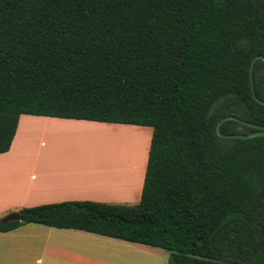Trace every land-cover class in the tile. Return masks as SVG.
Returning a JSON list of instances; mask_svg holds the SVG:
<instances>
[{
    "label": "trees",
    "instance_id": "1",
    "mask_svg": "<svg viewBox=\"0 0 264 264\" xmlns=\"http://www.w3.org/2000/svg\"><path fill=\"white\" fill-rule=\"evenodd\" d=\"M259 54L264 0H0V153L22 114L152 127L137 204L22 207L0 231L40 223L162 248L168 264H264V135L217 133L226 115L264 126ZM253 80L264 100L262 59Z\"/></svg>",
    "mask_w": 264,
    "mask_h": 264
},
{
    "label": "crops",
    "instance_id": "2",
    "mask_svg": "<svg viewBox=\"0 0 264 264\" xmlns=\"http://www.w3.org/2000/svg\"><path fill=\"white\" fill-rule=\"evenodd\" d=\"M62 124L103 128L122 123L22 114L11 148L0 153V219L22 207L65 200L89 199L116 203L140 200L152 127L130 124L131 128L148 135L146 157L138 189L132 190V183H126V180L124 184L127 187L120 190L115 187L120 179L114 165L110 169L114 179L110 175L96 173V170L83 173L88 180L96 183L89 184L65 180L61 169L66 167H48L41 160L22 153L18 138L23 127ZM66 162L71 165L70 161ZM73 163L90 169L101 167L94 162ZM101 171L108 174L109 168ZM168 259L169 254L162 248L73 228L25 223L9 231H0V264H168Z\"/></svg>",
    "mask_w": 264,
    "mask_h": 264
},
{
    "label": "rangeland",
    "instance_id": "3",
    "mask_svg": "<svg viewBox=\"0 0 264 264\" xmlns=\"http://www.w3.org/2000/svg\"><path fill=\"white\" fill-rule=\"evenodd\" d=\"M106 126L110 127L77 124L36 125L26 129L23 127L21 135L19 134L21 137L18 138L20 141L17 142L23 148L22 153L32 159L41 160L48 167L52 165L55 168L66 167L64 170L61 169L62 177H65V180L96 184L83 174L90 170H96V173H101L104 176L110 175L109 177L114 179L110 172L114 165L119 171L117 175L120 179L115 187L122 190L127 187L126 183H132V190H137L145 163L148 135L138 132L136 128H131L130 124ZM108 131L113 133H108ZM66 161H70L71 165ZM73 162H94L101 167L90 169ZM107 168H109V173H102L101 169L106 170ZM101 190L105 189L101 188ZM138 202L108 203L137 204ZM13 212L15 211L11 213ZM164 251L169 254L167 250L164 249Z\"/></svg>",
    "mask_w": 264,
    "mask_h": 264
},
{
    "label": "water",
    "instance_id": "4",
    "mask_svg": "<svg viewBox=\"0 0 264 264\" xmlns=\"http://www.w3.org/2000/svg\"><path fill=\"white\" fill-rule=\"evenodd\" d=\"M257 59L264 60V55H261V54L256 55L251 60V64H250V82H251V88H252V93H253L254 98L259 103L264 104V100L261 99L260 97H258L257 94H256L254 80H253V68H254L255 61ZM229 119H234V120L239 121L242 124L253 126V127L256 128V130L251 131L249 133H224V132H222L221 126H222L224 121L229 120ZM217 133H218V135L220 137H223V138H251V137H255V136H259V135H264V126L259 125L257 123H253V122L247 121V120H244V119H241V118H239L237 116H234V115H226V116L222 117L220 119V121L218 122V124H217ZM19 218H20L19 212L15 211L13 213H10V214L4 216L0 221L2 223H6V222H9L11 220H15V219H19Z\"/></svg>",
    "mask_w": 264,
    "mask_h": 264
},
{
    "label": "bare ground",
    "instance_id": "5",
    "mask_svg": "<svg viewBox=\"0 0 264 264\" xmlns=\"http://www.w3.org/2000/svg\"><path fill=\"white\" fill-rule=\"evenodd\" d=\"M43 126H44V125H43ZM109 132H110V133H113V132H111V131H108V133H109ZM109 139H110V138H109ZM107 143H108V142H107ZM90 148H91V146H90ZM97 148H99V147H97ZM100 149H101V148H100Z\"/></svg>",
    "mask_w": 264,
    "mask_h": 264
}]
</instances>
